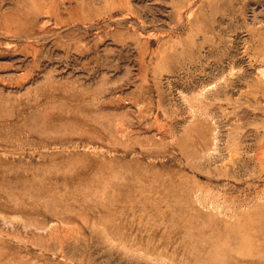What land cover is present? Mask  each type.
<instances>
[{
	"label": "rangeland",
	"instance_id": "374dc122",
	"mask_svg": "<svg viewBox=\"0 0 264 264\" xmlns=\"http://www.w3.org/2000/svg\"><path fill=\"white\" fill-rule=\"evenodd\" d=\"M0 264H264V0H0Z\"/></svg>",
	"mask_w": 264,
	"mask_h": 264
}]
</instances>
